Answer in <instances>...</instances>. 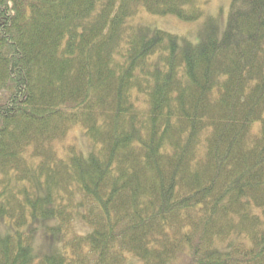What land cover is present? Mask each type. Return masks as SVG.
<instances>
[{"label":"trees","instance_id":"obj_1","mask_svg":"<svg viewBox=\"0 0 264 264\" xmlns=\"http://www.w3.org/2000/svg\"><path fill=\"white\" fill-rule=\"evenodd\" d=\"M197 0H0V264H264V0L199 42ZM77 126L88 157L56 146ZM80 221L40 258L19 230ZM48 229V228H47ZM33 231V230H31Z\"/></svg>","mask_w":264,"mask_h":264},{"label":"rangeland","instance_id":"obj_2","mask_svg":"<svg viewBox=\"0 0 264 264\" xmlns=\"http://www.w3.org/2000/svg\"><path fill=\"white\" fill-rule=\"evenodd\" d=\"M197 2L203 8L204 16L194 22H185L173 15L152 16L144 13L139 17L130 19L128 24L133 26L138 24L147 25L151 29L168 32L196 44L200 40L199 31L202 24L208 19H214L218 24V29L222 31L229 9V0H197ZM69 145H73L85 157L90 154L89 143L83 136L82 130L77 126L71 127L65 141L56 146L60 158H66L65 149ZM57 225V220H50L44 225L30 223L19 230L21 233L32 235V254L34 258H40L54 249L62 248L64 242L73 235L85 236L91 231L87 225L80 221L79 215L78 219H75L72 223L71 230L67 233L53 232L52 230ZM14 232L15 230L9 227L7 220L0 221V235L13 234Z\"/></svg>","mask_w":264,"mask_h":264}]
</instances>
